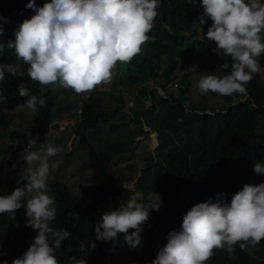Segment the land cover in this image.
<instances>
[{
	"label": "trees",
	"instance_id": "1",
	"mask_svg": "<svg viewBox=\"0 0 264 264\" xmlns=\"http://www.w3.org/2000/svg\"><path fill=\"white\" fill-rule=\"evenodd\" d=\"M157 11L154 27L148 33L154 42L143 45L141 53L129 64L118 63L124 69L117 72L115 81L119 86L112 91L118 104L112 109H102L94 102L83 103L76 122L68 128L87 151L95 198L87 203L60 181L50 186L56 208L50 226L71 234L57 251L60 264H68L71 256L85 259L86 264H151L159 248L166 244L167 234L180 229L184 214L194 204L205 202L208 195L215 200L220 193L226 194L230 203L245 184L264 183V174L253 171L256 163L264 164V78L260 73L254 75L246 86L247 96L217 94L225 102L218 110L187 108L186 89L175 94L167 86L177 80L179 57H191V46L185 52L182 48L203 11L201 0H196L195 7L186 0H160ZM0 16L9 20L6 0H0ZM13 29L10 22L5 24L0 41L7 44L8 40H14ZM211 48L213 55L208 59L218 76L230 74L231 58L216 43ZM9 63L17 64V58L5 45L0 64ZM222 63H228L229 68L221 69ZM259 63L264 66V54L259 57ZM21 83L47 101L45 107L37 106L34 122L37 134L45 135L57 117L55 93L27 76L12 77L7 73L0 82V95L7 97L0 102V133H6L9 119L17 114L16 108L24 107L28 99L19 95ZM124 92L131 93L134 103L127 116L122 114ZM128 122L147 127L157 138L155 158H150L130 187L117 186L110 172L112 159L120 157L132 145L128 140L132 133L122 134L118 129L120 123L127 128ZM91 131L98 148L88 138ZM101 135L108 138L102 139ZM18 186L0 176V195L11 194ZM135 191H142L146 198L149 193H156L162 200L160 210L150 212L145 222L141 245L130 248L124 243V235L119 234L116 241H95V249L89 248V243L95 240V224L102 215L124 204ZM23 209L17 211L14 219L9 214H0V252L4 253L0 255V264L5 260L12 264L21 257L37 235L26 227ZM205 264H264V240L244 250L237 244L231 260L226 250L215 249Z\"/></svg>",
	"mask_w": 264,
	"mask_h": 264
},
{
	"label": "clouds",
	"instance_id": "2",
	"mask_svg": "<svg viewBox=\"0 0 264 264\" xmlns=\"http://www.w3.org/2000/svg\"><path fill=\"white\" fill-rule=\"evenodd\" d=\"M186 2L196 6V0ZM201 6L200 26L207 19L213 22L203 39L214 41L232 63L230 74L203 75L198 81L200 94L247 96L246 86L262 71L259 57L264 54V2L201 0ZM159 7L160 0H47L43 6L29 0L25 8L32 9L34 15L13 29L14 40L7 44L0 41V56L6 45L27 67L22 68L20 63L0 64V82L7 73L12 77L27 76L42 86L90 94L111 82L118 63L129 64L141 53L143 45L154 42L148 33L154 27ZM9 22L0 16V37ZM220 67L228 69L229 64L222 63ZM18 92L21 97H28L24 107L33 113L37 106L47 104L43 96L32 94L25 83L19 84ZM6 100L0 95V102ZM61 150L48 144L42 154L26 151L23 159L27 166L17 182L21 186L11 194L0 195V214L14 219L17 211L25 208L26 227L37 233L12 264H60L57 251L71 234L50 226L56 208L54 198L48 194L47 181L50 168L57 167L50 158ZM253 171L264 174V164L256 163ZM161 206L159 194L149 193L146 198L142 191H135L124 204L102 215L95 224V240L89 248L95 249V241H116L119 234L124 235V243L130 248H138L150 212L159 211ZM165 239L166 244L159 248L151 264H205L215 249L226 250L231 260L237 244L241 250L249 245L256 247L264 240V183L245 184L230 203L226 194L220 193L215 200L210 197L194 204L184 214L180 229L170 231ZM68 264H86V260L71 256Z\"/></svg>",
	"mask_w": 264,
	"mask_h": 264
},
{
	"label": "rangeland",
	"instance_id": "3",
	"mask_svg": "<svg viewBox=\"0 0 264 264\" xmlns=\"http://www.w3.org/2000/svg\"><path fill=\"white\" fill-rule=\"evenodd\" d=\"M6 2L10 25L13 28L22 23L24 19L34 15L32 9L25 8L29 0H6ZM45 2L47 0H35L37 6H43ZM212 23L210 19H207V22L200 26L198 19H196L195 27L192 32L188 33L189 38L182 48L185 52L190 45L192 48L191 57H179L178 66L175 70L177 80L167 86V89L175 94L186 89L185 106L189 109L218 110L225 105L224 99L217 96L216 93L209 92L207 95H202L198 90V81L203 75L214 74L218 76L219 74L208 59L213 55L211 44L215 42L203 39V34L207 33ZM17 63H20L22 68L25 66L18 60ZM120 68L122 70H119ZM261 69L260 75L264 78V66H261ZM123 70V67L117 64L111 82L99 86L90 94L78 95L70 89L64 90L49 85L48 87L56 95L55 110L57 117L45 135L39 136L35 131L36 112L33 113L26 107L16 108L17 114L12 115L9 119L6 133H0V176L17 183L20 179V172L27 166L23 159L26 151L42 154V150L48 144H52L62 150L57 156L50 158V163H55L57 167L50 168L47 181L48 194L51 196L50 185L60 181L68 186L73 195L84 198L87 203L93 201L95 190L91 180V166L87 151L79 145L77 138L68 128L76 122L83 103L94 102L102 109H112L118 104L112 97V95L114 96L112 91L119 86L115 81L117 72L121 73ZM159 92L163 94L161 90ZM130 94V92L123 94L125 108L122 114L125 116L129 114L134 105ZM125 121H127V117H125ZM128 124L129 126L126 128L122 126L124 124L120 123L118 129L121 130L122 134L125 132L132 133V137L128 138L132 145L129 144L127 151L120 157L115 156L117 160L113 161L115 157L112 159L110 172L117 186L130 187L150 158H155L157 138L156 134L150 133L147 127H141V125L132 122H128ZM92 137L94 136L91 131L88 138L98 148L97 142L92 140ZM101 138L106 139L108 136L101 135ZM210 197L211 195H208L206 201ZM25 211L24 208V215Z\"/></svg>",
	"mask_w": 264,
	"mask_h": 264
}]
</instances>
